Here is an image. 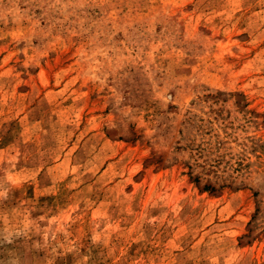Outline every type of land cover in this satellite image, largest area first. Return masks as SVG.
<instances>
[{
    "label": "rangeland",
    "instance_id": "374dc122",
    "mask_svg": "<svg viewBox=\"0 0 264 264\" xmlns=\"http://www.w3.org/2000/svg\"><path fill=\"white\" fill-rule=\"evenodd\" d=\"M0 264H264V0H0Z\"/></svg>",
    "mask_w": 264,
    "mask_h": 264
},
{
    "label": "trees",
    "instance_id": "16d2710c",
    "mask_svg": "<svg viewBox=\"0 0 264 264\" xmlns=\"http://www.w3.org/2000/svg\"><path fill=\"white\" fill-rule=\"evenodd\" d=\"M207 187V186H206Z\"/></svg>",
    "mask_w": 264,
    "mask_h": 264
}]
</instances>
